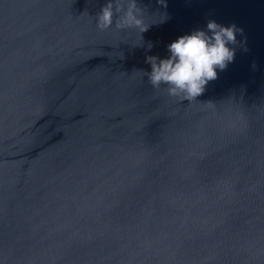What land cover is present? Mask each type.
Returning <instances> with one entry per match:
<instances>
[{"label": "water", "instance_id": "obj_1", "mask_svg": "<svg viewBox=\"0 0 264 264\" xmlns=\"http://www.w3.org/2000/svg\"><path fill=\"white\" fill-rule=\"evenodd\" d=\"M105 3L0 0V264H264V0H142V39ZM208 20L248 51L194 101L153 88Z\"/></svg>", "mask_w": 264, "mask_h": 264}, {"label": "clouds", "instance_id": "obj_2", "mask_svg": "<svg viewBox=\"0 0 264 264\" xmlns=\"http://www.w3.org/2000/svg\"><path fill=\"white\" fill-rule=\"evenodd\" d=\"M157 3L167 6L165 0H157ZM147 12L148 7L142 0H106L95 16L96 27L101 31L113 27L120 31L134 29L142 39L141 34L151 26L145 23ZM161 17L163 21L165 17ZM237 34L240 40H237ZM246 45L243 28L234 23L224 26L208 20L205 29L193 30L170 43L167 58L146 56L145 62L150 65V71L138 72L147 76L153 88L163 89L170 97L179 101H194L205 93L210 82L218 79V70H226L234 61L237 47L248 51ZM147 47L152 48L151 42ZM252 67L255 69V62Z\"/></svg>", "mask_w": 264, "mask_h": 264}]
</instances>
